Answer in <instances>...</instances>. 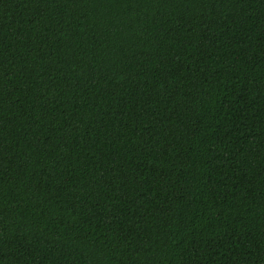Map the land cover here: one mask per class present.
<instances>
[{
	"label": "trees",
	"instance_id": "trees-1",
	"mask_svg": "<svg viewBox=\"0 0 264 264\" xmlns=\"http://www.w3.org/2000/svg\"><path fill=\"white\" fill-rule=\"evenodd\" d=\"M0 264H264V0H0Z\"/></svg>",
	"mask_w": 264,
	"mask_h": 264
}]
</instances>
